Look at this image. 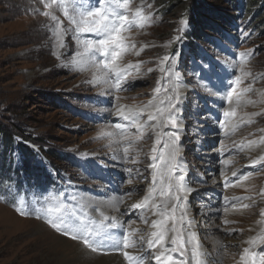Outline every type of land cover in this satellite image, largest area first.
<instances>
[{
  "label": "rangeland",
  "instance_id": "1",
  "mask_svg": "<svg viewBox=\"0 0 264 264\" xmlns=\"http://www.w3.org/2000/svg\"><path fill=\"white\" fill-rule=\"evenodd\" d=\"M44 2L50 0H0V125L10 132L14 146H26L32 155L35 154L36 165L44 168L49 177V186L29 189L30 185L26 183L24 191L29 189V192H15L12 187L13 192L10 190L9 195L12 202L0 199V264H78L69 261L74 252L68 244L76 240L56 233L41 213V209L51 206L53 200L64 202L65 195L71 207L79 209L83 205L97 218L99 215L90 211V207L110 206V214L122 216L124 228H137L140 234L148 236L150 212L136 211L129 215L131 210L123 209L134 199L141 200L147 192L151 174L145 168L150 163L148 157L154 137L151 134L146 137L139 145L142 149L139 155L132 154L131 159L126 160L122 152L126 145L113 143L119 136L105 134L115 132L116 123H123L113 115L118 106H140L153 98L162 75L158 70L159 61L165 55L178 58L175 70L184 81L178 134L185 184L191 190L186 197L188 216L194 218L193 229H196L201 248H207L208 264H238L242 248L249 246L240 241L251 224L258 226L253 236L264 231V217L259 215L264 208V199L259 196L264 188V166L248 167L252 159L264 154V146L259 155L253 151L234 150L242 142L246 144L248 140H259L264 136V114L252 115L264 113V28L252 27L247 16L237 14L228 0H199L206 22L205 25L197 24L196 33L185 14L186 0H129L133 11L143 3L144 14H151V21L145 27H132L124 33L127 40L135 44L139 55L130 50L123 56L121 64L140 61L141 67L139 72L132 70L129 73V85L124 90L106 91L108 85L95 81L100 73L91 63H73L79 59L75 54L82 52L76 41L86 37L77 36L58 6H54L52 12L62 21L66 35L64 47L59 50L60 57L53 54L58 50L54 39L55 22L42 14ZM69 4L72 14L71 0ZM181 19L188 21L187 26H181ZM178 36L181 39H175ZM142 46L145 47L140 51ZM240 52L250 53L244 69L252 76L238 85L237 90L255 77L252 85L255 91L241 98L255 103L234 104L238 116L227 119L222 116L228 107L223 97L227 95L228 81L239 74L238 71L233 73V68H240ZM209 62L218 73L211 77V83L202 78L200 67ZM150 68L154 71L149 72ZM218 99L220 104L216 102ZM216 104L219 107L216 108ZM249 118L254 122L239 126L242 120ZM220 119L238 127L234 132L222 134ZM18 149L10 154L16 171L21 167L22 159ZM212 149L222 150V160H229V164L223 169L215 165L218 167L214 170L216 180L207 184L211 177L208 173L213 167L207 159L220 162V155L215 158ZM134 159H139L140 163L133 164ZM130 168L133 170L132 185L128 184ZM137 169L142 173L139 178ZM233 172L237 173L235 177ZM245 175L247 180L242 179ZM222 178L228 186L221 187L220 192L213 191L209 185L216 187ZM129 191L130 197L125 195ZM121 195L125 196V203L115 204L116 197ZM224 195L232 205L235 203V209L221 201ZM242 196L252 197L256 204L242 209V204H252V200L232 201V198ZM18 207H23L25 214H20ZM217 209L223 211L218 213L219 216H212ZM141 215L148 218V225L139 219ZM176 215L179 217L180 210ZM20 219L30 222V227H21ZM39 227L46 230L38 233ZM177 228L179 230V223ZM50 231L59 235L54 244L58 251L55 261L52 253L40 252L50 240L38 238ZM184 231L189 230L185 227ZM215 232L220 240L218 248L214 247L212 239ZM116 237L120 239V235ZM252 249L257 250L256 246ZM130 251L144 255L145 264H154L146 241L142 248ZM175 258L181 259L178 253Z\"/></svg>",
  "mask_w": 264,
  "mask_h": 264
},
{
  "label": "snow or ice",
  "instance_id": "2",
  "mask_svg": "<svg viewBox=\"0 0 264 264\" xmlns=\"http://www.w3.org/2000/svg\"><path fill=\"white\" fill-rule=\"evenodd\" d=\"M43 6L45 11L42 14L55 22L54 39L58 50L53 54L57 58L60 57L59 50L64 47L66 33L62 21L52 12L54 6L62 9L63 15L74 27L77 36L86 37L76 41L82 48V52L75 54L79 59L74 60L73 63H91L100 73L95 77V81L108 85L106 91L113 88L117 91L124 90L129 85V73L132 70L139 72L142 62L121 64L123 56L130 50L139 55L135 44L129 42L124 33L132 27L143 28L151 21V14L145 15L143 12V3L133 11L129 0H71L72 14L69 13V0H50V2H44ZM147 7L152 6L147 5ZM180 24L187 26L188 21L181 19ZM175 39L179 40L181 37L178 36ZM144 47L142 46L140 51H143ZM249 55V52L238 53L240 68L237 70L234 67L233 73L238 71L239 74H235L234 79L228 81L227 95L223 97L228 104L222 112L224 118H237V107L234 104L255 103L251 99L246 101L241 99L242 96L255 91L252 86L255 83V77L247 86L237 90L238 85L244 84V80L252 76L244 69ZM177 64L178 58L174 59L165 55L159 61L158 70L162 75L154 89L153 98L140 106H118L115 117L123 123H116V131L105 134L109 137L119 136V139L113 143L126 145L122 149L126 160L131 159L132 154L139 155L142 150L139 145L146 137L150 134L154 137L151 155L148 157L150 163L145 168V171H150L151 174L149 187L141 200L130 205L131 212L129 213L131 215L136 211L141 213L149 211L152 216L150 224L152 231L145 237L137 228H124L118 217L106 215L99 207L91 209L99 213L98 218L94 217L85 210L83 205L79 209L71 207L65 195L64 202L53 200L51 206L41 209L42 217L56 233L82 242L93 252L103 250L105 245H111L118 251H122L126 264H145L144 255L129 251V249L142 248L145 241L147 249L152 252L154 264H207L209 254L201 248L197 233L192 230L193 225L188 217L186 197L191 190L185 184L186 174L179 148L181 137L178 134L181 127L184 81L175 70ZM200 67L202 78L207 79L209 83L213 75H218L211 62ZM148 71L152 72L154 69L150 68ZM132 83L134 84L135 81L133 80ZM262 114L264 113H253L252 115ZM252 122L254 121L250 118L242 120L239 126ZM219 127L225 129V135H227L229 132H234L238 126L226 125V120L220 119ZM167 128H171L172 131H165ZM261 146H264V136H261L259 140H248L246 144L242 142L234 150L253 151ZM132 163L139 164L140 160L134 159ZM222 163L228 165L229 160L225 159ZM257 166H264V154L252 159L248 165V167ZM132 171L131 168L128 169L129 185L133 182ZM141 175L142 173L137 169V178ZM232 175L235 177L237 173L233 172ZM242 179L247 180L248 176L245 175ZM227 186L225 184V187ZM125 195L130 197L131 191ZM259 196L264 199V188L260 190ZM225 199L228 198L225 197ZM237 200H252L251 205L242 204V209L256 204V200L249 196L232 198V201ZM115 202L124 204L125 196L116 197ZM232 206L235 209V203ZM177 210H180L179 217L176 215ZM224 210L228 211L227 208ZM17 211L22 215L25 214L23 207H18ZM259 215L264 217V208L260 210ZM139 219L145 225L149 224L148 218L144 215H141ZM177 223L180 225L179 230ZM224 223L229 222L224 221ZM185 227L189 230L187 233L184 231ZM113 230H120V239L113 235ZM244 243L249 246L242 248L239 264H264V231L260 235L250 237ZM252 246H256L257 250H253ZM177 253L181 259L175 258Z\"/></svg>",
  "mask_w": 264,
  "mask_h": 264
},
{
  "label": "trees",
  "instance_id": "3",
  "mask_svg": "<svg viewBox=\"0 0 264 264\" xmlns=\"http://www.w3.org/2000/svg\"><path fill=\"white\" fill-rule=\"evenodd\" d=\"M186 1L185 14L190 25L194 28V33H196L197 24L205 25L206 22V17L203 16L205 14L204 8L199 5V0ZM228 2L237 14L242 17L247 16V20L252 27L264 28V16H262L264 14V0H228ZM206 14L209 15L208 13ZM14 144L15 140H13L10 132L0 125V199L8 203L13 200L9 196L11 195L10 190H12V187L16 192L17 190L24 191L26 183L30 185L29 189L32 186H38L42 189L49 184V177L45 173L46 170L36 165L38 161L35 158V154L32 155L26 146H18V149ZM16 149L20 150L22 155L21 167L17 169L18 171H16L15 161L10 158V154ZM29 189L24 192H29Z\"/></svg>",
  "mask_w": 264,
  "mask_h": 264
},
{
  "label": "bare ground",
  "instance_id": "4",
  "mask_svg": "<svg viewBox=\"0 0 264 264\" xmlns=\"http://www.w3.org/2000/svg\"><path fill=\"white\" fill-rule=\"evenodd\" d=\"M217 103H219L220 104V101H219V99L216 101ZM217 106H216V108L217 107H219L218 106V104H216ZM117 111V110H116ZM115 111V112H116ZM114 116H115V113L113 114ZM227 119H230V118H227ZM235 121V120H234ZM231 124H233L232 122H230V121H227L226 122V125H231ZM221 131V133L222 134H225V129H221L220 130ZM180 132V131H179ZM179 148H180V144H179ZM263 146H261V147H258V148H256L255 150H253V152L254 153H256V154H261L262 153V151H263ZM215 149H212V150H210L211 151V153H213L214 155H216V157L215 158H217L218 156L217 155H220V162H214L213 161V159H210L209 157H210V155L208 156V158L209 159H207V163L209 164V165H213V167H212V169L209 171L210 173H208L209 175H211V177H210V180H208V182H207V184H210L211 182H213V181H215L216 180V178H213L214 176H215V173H214V170L215 169H217L218 167H215V165H218V166H221V168L223 169V166H224V164L221 162V160H222V157H223V151L221 150H217V151H214ZM210 151H209V153L208 154H211L210 153ZM212 154V155H213ZM219 158V157H218ZM208 160H210L211 161V163H209L208 162ZM216 160V159H215ZM223 161V160H222ZM232 177V176H231ZM231 177L230 178H227V181H229L230 179H231ZM224 178H225V176H224ZM224 178H222V179H220V180H218V182H217V186L215 187V186H211V185H209L211 188H212V190L213 191H216V192H220V191H222V188H223V186L225 185V183H224ZM208 179V178H207ZM210 182V183H209ZM216 185V184H215ZM222 187V188H221ZM216 194V193H215ZM219 195H217V197H218ZM225 197H227L228 198V196H226V195H224L222 198H221V201H224L225 202V204H226V206L227 207H229V206H231L232 207V203L229 201V199H225ZM138 199H134L131 203H135V201H137ZM105 202H107V201H105ZM116 204V203H115ZM123 205V204H122ZM97 207H99L106 215H109V216H114V217H118V219L122 222V224H123V218H122V216H116V215H112V214H110L111 212L110 211H112V208L110 207V206H107V207H101V206H97ZM96 206H92V208L90 207V211H91V209H94V208H97ZM226 207V208H227ZM119 208V207H118ZM121 208V207H120ZM123 210H131L130 209V206H124V209ZM217 211V213H215V214H213L212 216H219V214L218 213H220V212H222L223 211V209L222 210H219V209H217L216 210ZM229 211V210H228ZM97 213V215H99V213L98 212H96ZM189 213H191V212H189ZM96 215V214H95ZM189 217V216H188ZM190 219H191V222H192V224L195 222L194 221V218H193V216H191V217H189ZM30 222H27V221H22L21 219H20V223H19V225L21 226V227H30V224H29ZM12 226V225H11ZM10 226V227H11ZM124 226V225H123ZM194 228H195V223H194ZM34 227V226H33ZM43 228V227H42ZM42 228H40L39 227V229H38V233H42L44 230H46L45 228H43V230H42ZM249 229H252V231H249L248 230V233H247V235L242 239V241H240V243L242 244V245H247L246 243H244L246 240H248L247 238L249 237V236H251L252 234H254L256 231H258V226H257V224H251V226H250V228ZM193 231H196V229L194 230V229H192ZM52 231V230H51ZM46 232V233H44L43 235H41L38 239H41V238H47V239H49L50 241L48 242V245L47 246H45L44 248H41L40 249V252L41 253H45L46 251L48 252V253H52L53 254V261H55V259H56V255L58 254V251H57V249H55L54 248V244H55V242L57 241V239L59 238V235L58 234H55V233H53V232ZM152 231V229H151V227H149V228H147V233H148V235H149V233ZM119 232H120V230H113V235H119ZM253 236V235H252ZM221 238V237H220ZM212 239H214L213 241H214V247L215 248H218V246L220 245V240H219V235H217L216 234V232L212 235ZM68 246L70 247V249H73V259L71 258L69 261L70 262H77L78 264H126V261L124 260V257H123V255H122V251H118L116 248H114V247H112L111 245H105L104 246V248H103V250H98V251H96V252H93L91 249H89V248H87L84 244H82L81 242H77V241H74L73 242V244H68ZM39 247H41V244L39 245ZM242 248V247H241ZM202 249L206 252L207 251V248H205V247H202ZM129 251H130V249H129ZM131 252V251H130ZM134 253V252H133ZM67 259V258H66ZM218 259H220V258H218ZM209 261V260H208ZM238 264H239V262H237ZM70 264V263H69ZM207 264H208V262H207Z\"/></svg>",
  "mask_w": 264,
  "mask_h": 264
}]
</instances>
